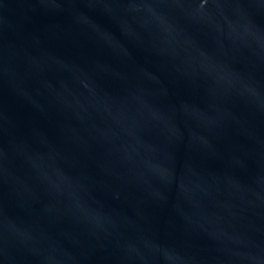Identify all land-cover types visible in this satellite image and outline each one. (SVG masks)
<instances>
[{
    "label": "water",
    "instance_id": "obj_1",
    "mask_svg": "<svg viewBox=\"0 0 264 264\" xmlns=\"http://www.w3.org/2000/svg\"><path fill=\"white\" fill-rule=\"evenodd\" d=\"M0 264H264V0H0Z\"/></svg>",
    "mask_w": 264,
    "mask_h": 264
}]
</instances>
